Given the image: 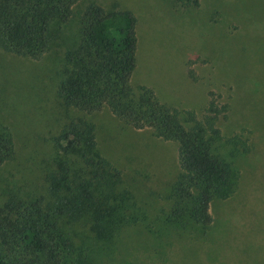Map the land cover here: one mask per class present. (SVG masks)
Returning a JSON list of instances; mask_svg holds the SVG:
<instances>
[{"label": "trees", "instance_id": "obj_1", "mask_svg": "<svg viewBox=\"0 0 264 264\" xmlns=\"http://www.w3.org/2000/svg\"><path fill=\"white\" fill-rule=\"evenodd\" d=\"M176 1L196 5L191 0H167L166 5ZM77 5L76 41L63 53L50 92L48 111L58 114L57 129L51 132L52 123L47 126L40 150L28 144L32 151L23 162L39 178L38 187L21 185L23 176L16 179L4 170L16 160L17 150L11 130L0 122V264H91L94 249L85 247L89 237L81 236L80 242L70 224L85 223L90 239L105 244L125 226L145 220V209L132 192L131 172L100 146L93 120L98 113L110 114L133 132L149 131L155 143L173 145L167 208L155 215L162 226L205 234L212 225L211 203L229 202L238 185L224 156L237 140L223 139L216 119L224 106L217 107L213 93L207 94L199 119L187 113L182 120L149 88L133 91L137 15L121 1L0 0V49L39 61ZM39 109L45 122L48 112Z\"/></svg>", "mask_w": 264, "mask_h": 264}, {"label": "rangeland", "instance_id": "obj_2", "mask_svg": "<svg viewBox=\"0 0 264 264\" xmlns=\"http://www.w3.org/2000/svg\"><path fill=\"white\" fill-rule=\"evenodd\" d=\"M119 1L137 15L133 91L149 88L182 120L187 113L199 119L207 94L213 93L217 107L224 106L216 119L223 139L237 140L224 156L238 185L229 202L211 203L212 225L205 234L162 226L155 215L167 208L173 145L155 143L149 131L133 132L110 114L98 113L93 120L100 146L131 172L134 181L127 183L146 216L106 245L90 239L83 222L70 228L79 240L89 237L85 247L94 249L91 264H264V0H191L196 5L176 1L171 6L167 0ZM80 8L72 9L59 26V38L39 61L0 49V122L11 130L17 150L16 160L4 170L16 179L23 176L21 185L27 182L32 189L42 183L27 172L24 158L32 151L28 144L43 147L47 126L52 123L51 132L57 129L58 114L48 111L50 92L63 53L76 41ZM39 108L48 112L45 122Z\"/></svg>", "mask_w": 264, "mask_h": 264}]
</instances>
